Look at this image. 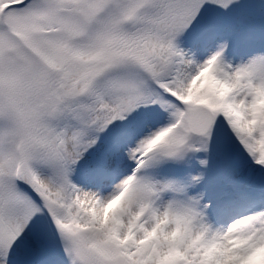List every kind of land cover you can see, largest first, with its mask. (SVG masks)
I'll use <instances>...</instances> for the list:
<instances>
[{
	"label": "snow or ice",
	"instance_id": "6c2138e0",
	"mask_svg": "<svg viewBox=\"0 0 264 264\" xmlns=\"http://www.w3.org/2000/svg\"><path fill=\"white\" fill-rule=\"evenodd\" d=\"M0 264H264V0H0Z\"/></svg>",
	"mask_w": 264,
	"mask_h": 264
}]
</instances>
